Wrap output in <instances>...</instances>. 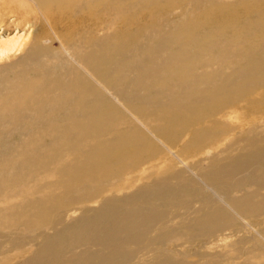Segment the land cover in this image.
Here are the masks:
<instances>
[{"label": "bare ground", "instance_id": "6f19581e", "mask_svg": "<svg viewBox=\"0 0 264 264\" xmlns=\"http://www.w3.org/2000/svg\"><path fill=\"white\" fill-rule=\"evenodd\" d=\"M13 1V17L36 9ZM37 1L45 26L32 19L28 41L0 44V264H183L165 241L258 235L264 10L247 25L234 17L264 0ZM188 134L206 177L169 149ZM157 144L211 195L168 162L182 187L147 182ZM183 193L210 204L179 213Z\"/></svg>", "mask_w": 264, "mask_h": 264}, {"label": "rangeland", "instance_id": "374dc122", "mask_svg": "<svg viewBox=\"0 0 264 264\" xmlns=\"http://www.w3.org/2000/svg\"><path fill=\"white\" fill-rule=\"evenodd\" d=\"M36 1V9L35 11L29 12H21L19 10L20 16L13 17V13L7 11L5 9L6 5L12 6L14 5L13 0H8L4 4L0 2V44L3 40L7 38H11L14 36L20 37L21 41H28L29 40V33L30 31L36 30L38 31L37 24H32V19L38 20L42 25L45 26V22L40 15L39 10L49 18L46 14L45 10L41 7V5ZM228 2H234L237 0H222L226 4ZM39 10H38V8ZM204 6V5H203ZM263 6V8H262ZM205 7V6H204ZM261 7V8H260ZM264 10V3H261L257 6V8L250 9L247 13H242L235 15L234 18L237 17L236 21L240 22L238 24L247 25L248 20H254L259 12ZM178 11V10H177ZM257 11V12H256ZM253 12V14H251ZM256 12V13H255ZM241 13V12H240ZM250 14V15H249ZM247 15V16H246ZM222 16V17H221ZM144 19L147 17L142 16ZM218 18H226L225 15H219ZM241 17V20L240 18ZM228 18V17H227ZM244 18V19H242ZM143 19V20H144ZM247 20V21H246ZM145 21V20H144ZM245 23H244V22ZM10 22V24H8ZM225 22V21H224ZM141 24V23H140ZM140 24H137L138 26ZM71 19L68 18L67 24L66 21H61V24L58 25L59 30L58 32H63V27H71ZM134 27V25H133ZM9 28L7 31H5ZM229 35V33L227 34ZM15 53H20V50L16 51ZM255 92V91H254ZM253 94V92H252ZM251 95V94H250ZM249 95H246V98ZM257 95L253 98H256ZM245 99V98H243ZM224 119L227 121L226 117ZM246 127L244 124L243 127ZM240 130L242 128L239 127ZM194 132V129H193ZM194 134V133H193ZM231 134H237L236 132H232ZM169 149L176 153L178 157L183 161L190 165L195 171L200 172L201 176L206 177L205 173L210 166V163L206 159H200L197 156L193 155L194 151V138L189 134L186 136V139L177 140L175 137L167 143ZM158 148L161 150V155L159 160L156 162V168H151L154 163H150V169L148 170V180L147 182L154 181L156 177L161 176L162 181H166L170 186L173 187H182L181 182L177 180L171 179L169 176L164 174V169L167 167V162L169 163L170 169L174 172L176 177L181 176H190L193 177L179 162L178 159L174 157V155L170 152L169 149H165L164 147L157 144ZM210 151L211 149H207ZM238 149H232V152H237ZM177 171H180V175H177ZM248 170H242L239 172H234L229 179L237 180L244 176ZM198 185L208 192L211 195V192L207 190V188L197 179H195ZM210 179L207 177L205 181H209ZM213 185V184H212ZM253 187V185H251ZM216 188V187H215ZM247 186H244L240 189L237 193L243 192ZM261 191H264L262 189ZM234 192L230 193L232 196ZM178 201V211L179 213H183L185 210H197L200 207L204 208L206 203L209 201H200L196 199H189V193H183V196ZM238 222L241 225H245L239 218L236 217ZM250 223L258 229L257 234H255L250 228L246 227L242 231L238 232H231L230 230H224L221 232L216 233L215 235H210L206 237L201 242H192L189 243L184 241L179 245H173L169 240L165 241V250L173 255H175L183 264H264V241H263V231H264V222H260L257 220V216L252 218H248ZM179 218L173 220L177 222ZM207 227V226H206ZM205 227V228H206ZM252 237V238H251ZM5 244V243H4ZM2 247H12L11 245H4ZM3 247V249H5ZM13 252V251H12ZM10 253V252H9ZM7 254V253H6ZM14 262V261H13ZM16 264V262L14 263Z\"/></svg>", "mask_w": 264, "mask_h": 264}]
</instances>
